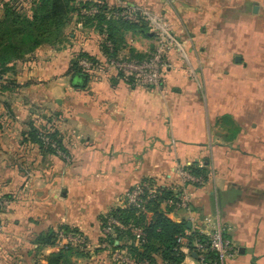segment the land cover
Wrapping results in <instances>:
<instances>
[{
	"label": "crops",
	"instance_id": "0c3cea01",
	"mask_svg": "<svg viewBox=\"0 0 264 264\" xmlns=\"http://www.w3.org/2000/svg\"><path fill=\"white\" fill-rule=\"evenodd\" d=\"M86 1L88 9L94 0L75 3ZM98 1L109 9L122 1L150 20L140 19L144 30H119L107 16L89 23L75 11L59 43L7 66L0 263L47 264L60 250L36 239L72 228L86 247L62 252L61 264H115L101 219L134 185L176 182L174 171L187 165L204 174L202 184L189 189L186 209L162 203L161 212L189 235L221 225L235 249L224 264H264V0ZM108 30L115 56L133 60L148 58L167 33L171 67L159 87L106 66ZM79 52L101 66L74 88L67 73ZM28 122L55 130L67 161L24 141ZM144 214L150 223L152 213ZM113 239L128 248L124 236ZM152 264L167 263L159 252ZM181 264L198 262L192 254Z\"/></svg>",
	"mask_w": 264,
	"mask_h": 264
},
{
	"label": "trees",
	"instance_id": "16d2710c",
	"mask_svg": "<svg viewBox=\"0 0 264 264\" xmlns=\"http://www.w3.org/2000/svg\"><path fill=\"white\" fill-rule=\"evenodd\" d=\"M77 0H9L3 1V7L0 12V71L3 74V83L8 84L9 81L5 78L8 65L15 61H24L30 56L36 48L41 45H54L60 42L63 29L69 23L72 13L83 9L82 6L90 4V2H78ZM119 6L109 9L107 4L101 3L98 5V14L88 17L87 21L92 20L105 22L106 15L110 12H119ZM87 18V17H85ZM110 20V19H109ZM96 21V22H97ZM111 21V20H110ZM108 21V23H110ZM119 24L120 29H139L144 30L142 23H128L124 20H113ZM107 42L111 46L116 44V39L108 30ZM105 49V48H104ZM105 55L116 57L114 50L110 51L108 47L105 49ZM79 59H86L93 64H98V58L89 56L83 52L77 53L76 57L70 62L67 75L70 77V83L74 88H82V76L88 75L77 64ZM3 72V73H2ZM3 85V89L6 88ZM28 130L24 134L23 140L30 144H35L41 152L55 154L57 149L61 150L60 141L56 136V131L50 129L46 124L40 129L33 126L32 122L27 123ZM1 129V124H0ZM42 138L46 139L45 143ZM195 176H202L203 173L196 170L194 166L188 168ZM0 199H3L0 197ZM167 200H174V195L165 189L161 190L160 195L151 200L146 210L152 213L151 222L147 223L144 212H139L133 208H115L111 209L107 215L117 218L122 224H133L141 227L144 231V243L140 250L128 247L129 252L141 261H148L152 264V254L159 253L163 261L167 264H181L182 256L177 250L176 238L183 235L187 230L185 223L176 224L169 220L160 210V204ZM0 213L5 207H0ZM104 222V218L101 219ZM69 231V228H62ZM75 230V229H74ZM76 231V230H75ZM118 232V231H117ZM122 235L119 232L116 237ZM194 239L204 244L206 238L197 233H192L188 240L191 243ZM106 242L111 245V249H122L114 245V239L107 237ZM36 242L39 245H52L54 242V232H49L40 235ZM74 248L60 250L48 258L47 264H61L62 252H76ZM215 256L208 254L210 261L215 260Z\"/></svg>",
	"mask_w": 264,
	"mask_h": 264
},
{
	"label": "built area",
	"instance_id": "2783aa9c",
	"mask_svg": "<svg viewBox=\"0 0 264 264\" xmlns=\"http://www.w3.org/2000/svg\"><path fill=\"white\" fill-rule=\"evenodd\" d=\"M7 2L9 0H3ZM100 2L94 0V3L88 9H81L80 13L83 16L92 17L98 14V5ZM117 6L121 8L119 12H110L106 16L111 20H124L128 23H140V19L144 22L150 20L145 12L136 13L131 7H128L122 1L117 2ZM164 35L158 42L159 45L154 49L151 55L143 60H133L124 57H110L105 55V64L110 69L119 73L124 79L132 81L134 84L145 87H159L162 78L167 70L171 67L170 63L165 59V31ZM167 34V33H166ZM107 47L112 51V46L107 44ZM77 64L84 72H91L95 68L101 66L100 64H93L86 59H79ZM46 143L47 140L42 138ZM56 155L67 161L64 152L60 149L56 150ZM187 165L178 167L174 172L178 175L176 182L168 183L170 179L167 176L165 179L149 178L139 184L134 185L129 189L124 197L121 199L119 208H133L139 212L146 210L147 204L160 195L161 190L165 189L172 192L174 200L164 201L167 205L178 209H186L188 206L189 189L193 186L202 184V178L193 175ZM3 200L0 199V207H4ZM102 236L115 238L119 232L127 240V247L140 249L144 243V231L141 227L133 224H122L117 218L109 215L104 216V222L100 223ZM118 231V232H117ZM190 235L184 233L176 238L177 250L182 256L183 260L191 257L192 254L196 256L198 264H224L227 260L235 256V249L231 243L224 236V229L221 225H215L208 231L204 237L206 243L202 244L194 239L191 243L188 240ZM86 238L79 231L69 229V231L62 228L54 231V242L52 248L55 250L77 249L82 250L86 247ZM105 247H110L105 243ZM213 254L215 261L208 259V254ZM111 259L115 264H150L148 261H141L129 252L128 248L111 249Z\"/></svg>",
	"mask_w": 264,
	"mask_h": 264
},
{
	"label": "rangeland",
	"instance_id": "374dc122",
	"mask_svg": "<svg viewBox=\"0 0 264 264\" xmlns=\"http://www.w3.org/2000/svg\"><path fill=\"white\" fill-rule=\"evenodd\" d=\"M2 7H3V0H0V11L2 10ZM143 11L144 10H141V12H143ZM2 13L3 12H0V16L2 15ZM76 21L77 20H74V19L72 21V23H74L73 27L75 29H76V27H75ZM13 75H16V74H13ZM11 78H12V76H9L7 79L10 80ZM33 79H36V78L33 77ZM12 81H14V79ZM21 89H22V87H20L19 90H21ZM23 91H25V90L22 89V92H19L21 99H23L25 97V94ZM4 100H5V98H4ZM0 124H1V129H0V184H2L3 183V74H1V71H0ZM1 200H3V199H1ZM4 202L5 201L3 200V204H4ZM2 222H3V215L2 216L0 215V228H1ZM2 241H3V233H0V244L2 243ZM0 264H3V262Z\"/></svg>",
	"mask_w": 264,
	"mask_h": 264
},
{
	"label": "water",
	"instance_id": "95a60500",
	"mask_svg": "<svg viewBox=\"0 0 264 264\" xmlns=\"http://www.w3.org/2000/svg\"><path fill=\"white\" fill-rule=\"evenodd\" d=\"M87 77L86 76H82V82L81 85L83 86L86 82ZM195 256V255H194Z\"/></svg>",
	"mask_w": 264,
	"mask_h": 264
}]
</instances>
